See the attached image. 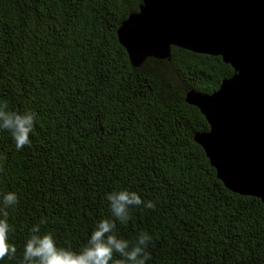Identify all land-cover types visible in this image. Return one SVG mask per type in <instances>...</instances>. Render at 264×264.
Masks as SVG:
<instances>
[{"label":"trees","instance_id":"obj_1","mask_svg":"<svg viewBox=\"0 0 264 264\" xmlns=\"http://www.w3.org/2000/svg\"><path fill=\"white\" fill-rule=\"evenodd\" d=\"M141 3L0 0V102L36 113L30 146L17 151L0 130V193L18 195L7 209L17 251L0 264H21L38 224L79 250L120 189L156 204L115 230L152 235L147 264H264V202L217 177L195 139L208 123L186 100L233 69L178 46L133 64L117 31Z\"/></svg>","mask_w":264,"mask_h":264},{"label":"water","instance_id":"obj_2","mask_svg":"<svg viewBox=\"0 0 264 264\" xmlns=\"http://www.w3.org/2000/svg\"><path fill=\"white\" fill-rule=\"evenodd\" d=\"M141 1L117 31L133 64L178 46L233 69L211 94L187 96L208 123L195 139L226 188L264 202V0Z\"/></svg>","mask_w":264,"mask_h":264},{"label":"clouds","instance_id":"obj_3","mask_svg":"<svg viewBox=\"0 0 264 264\" xmlns=\"http://www.w3.org/2000/svg\"><path fill=\"white\" fill-rule=\"evenodd\" d=\"M35 118L36 113L32 110H10L7 102H0V130L10 133L17 151L31 145L30 134L34 129ZM0 196V260H3L6 256L14 257L17 251L15 244L9 241V233L13 229L8 221L7 209L18 204V195L14 191H8L0 193ZM107 200L111 218L98 221L87 242L79 250L70 244H59L50 231L41 233L38 224L30 229L21 264H111L117 253L123 259L115 261V264H147L152 258L148 251V246L153 243L152 235L142 231L138 238L129 242L119 238L115 230L117 222L121 225L129 222L133 207L154 209L156 204L151 200L145 202L136 191L129 189L110 192ZM45 223L46 220L40 221V224Z\"/></svg>","mask_w":264,"mask_h":264}]
</instances>
